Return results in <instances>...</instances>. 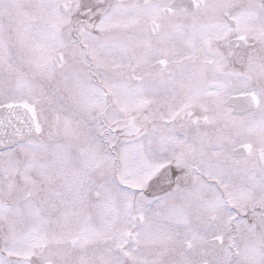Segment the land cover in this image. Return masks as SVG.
Wrapping results in <instances>:
<instances>
[{
    "label": "snow or ice",
    "instance_id": "snow-or-ice-1",
    "mask_svg": "<svg viewBox=\"0 0 264 264\" xmlns=\"http://www.w3.org/2000/svg\"><path fill=\"white\" fill-rule=\"evenodd\" d=\"M0 264H264V0H0Z\"/></svg>",
    "mask_w": 264,
    "mask_h": 264
}]
</instances>
